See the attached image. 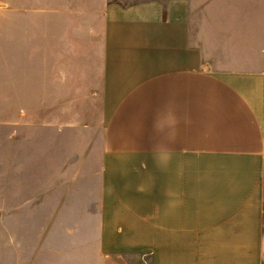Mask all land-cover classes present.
I'll return each instance as SVG.
<instances>
[{"label": "crops", "instance_id": "crops-1", "mask_svg": "<svg viewBox=\"0 0 264 264\" xmlns=\"http://www.w3.org/2000/svg\"><path fill=\"white\" fill-rule=\"evenodd\" d=\"M95 3L100 250L127 264H264V32L220 47L200 39L190 0Z\"/></svg>", "mask_w": 264, "mask_h": 264}, {"label": "rangeland", "instance_id": "rangeland-1", "mask_svg": "<svg viewBox=\"0 0 264 264\" xmlns=\"http://www.w3.org/2000/svg\"><path fill=\"white\" fill-rule=\"evenodd\" d=\"M96 1L0 0V264H127L102 253L96 234L104 164ZM190 1L204 43L264 32V0ZM79 27L86 38L76 40Z\"/></svg>", "mask_w": 264, "mask_h": 264}]
</instances>
